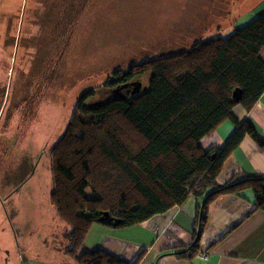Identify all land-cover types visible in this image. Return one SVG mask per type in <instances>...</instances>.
Wrapping results in <instances>:
<instances>
[{
	"label": "trees",
	"instance_id": "trees-1",
	"mask_svg": "<svg viewBox=\"0 0 264 264\" xmlns=\"http://www.w3.org/2000/svg\"><path fill=\"white\" fill-rule=\"evenodd\" d=\"M264 13L227 38L193 42L177 52L116 70L107 87L120 88L147 76L136 95L119 91L89 105L81 94L59 138L48 147L49 203L69 228L64 255L75 264H137L84 246L91 225L126 229L211 190L197 207L192 243L172 252L187 261L199 252L208 209L220 196L249 192L254 211L264 213V176L235 174L222 187L216 179L245 137L263 152L264 140L232 110H250L264 93ZM127 89V88H126ZM240 90L238 103L233 92ZM234 130L222 148L200 141L224 121ZM108 213L112 221L102 220Z\"/></svg>",
	"mask_w": 264,
	"mask_h": 264
},
{
	"label": "rangeland",
	"instance_id": "rangeland-1",
	"mask_svg": "<svg viewBox=\"0 0 264 264\" xmlns=\"http://www.w3.org/2000/svg\"><path fill=\"white\" fill-rule=\"evenodd\" d=\"M249 1L23 0L16 32L9 34V28L0 35V110L48 113L49 147L63 133L81 94L93 91L87 105L108 100L113 92L106 85L116 70L196 41L229 37L232 20ZM249 22L239 19L237 26ZM147 80L133 82L142 90ZM16 139L14 131L8 140ZM43 153L44 147L32 168L16 178L9 173L13 166L0 163V264H59L63 258L57 240L69 228L53 215Z\"/></svg>",
	"mask_w": 264,
	"mask_h": 264
},
{
	"label": "crops",
	"instance_id": "crops-1",
	"mask_svg": "<svg viewBox=\"0 0 264 264\" xmlns=\"http://www.w3.org/2000/svg\"><path fill=\"white\" fill-rule=\"evenodd\" d=\"M22 1L0 0V35L7 34L9 28V34L16 32L17 10ZM246 8L243 14L232 20L229 27L233 31L242 28L237 26L239 19L251 22L264 13V0H251ZM259 57L264 62V48ZM1 105L0 97V109ZM232 113L239 122L250 124L264 140V93L250 110L238 105ZM49 122V115L44 110H37L36 113L35 110H0V131L4 130L0 135L4 136L0 140V163L4 162L6 167L13 166L9 173L14 178L32 168L38 151L44 147L45 168L51 180L47 148L49 136L44 134L49 130ZM233 130V124L224 121L212 134L201 139V148L205 151L222 148ZM14 131L17 139L12 143L8 139L13 137ZM235 174L264 176V152L249 137H245L224 162L216 179L217 187L224 186ZM47 187L49 199V182ZM210 191L199 197L190 196L181 206H175L130 228L114 229L95 223L85 237L84 246L89 250H103L128 263L140 255L137 264H264V213L254 211L249 192L243 193L242 197L220 196L210 205L199 242V252L205 253L206 259L197 255L187 261L172 253L185 250L192 243L197 207ZM57 242H60L59 251L63 257L59 264H72L64 255L67 242L63 238Z\"/></svg>",
	"mask_w": 264,
	"mask_h": 264
},
{
	"label": "water",
	"instance_id": "water-1",
	"mask_svg": "<svg viewBox=\"0 0 264 264\" xmlns=\"http://www.w3.org/2000/svg\"><path fill=\"white\" fill-rule=\"evenodd\" d=\"M129 87L131 88L129 92L132 95L138 94L141 90V84L139 82H131L130 84H124L120 88H116L114 90V93H116L120 89H126ZM240 94H241V92L238 89L233 92V100L235 103H238L239 98H240ZM102 220L112 221L113 219L109 217L108 213L104 212V213H102Z\"/></svg>",
	"mask_w": 264,
	"mask_h": 264
},
{
	"label": "flooded vegetation",
	"instance_id": "flooded-vegetation-1",
	"mask_svg": "<svg viewBox=\"0 0 264 264\" xmlns=\"http://www.w3.org/2000/svg\"><path fill=\"white\" fill-rule=\"evenodd\" d=\"M121 92H123L124 94H129L128 92H129V89L127 88V89H122V90H120ZM112 92L114 93V89H112Z\"/></svg>",
	"mask_w": 264,
	"mask_h": 264
},
{
	"label": "built area",
	"instance_id": "built-area-1",
	"mask_svg": "<svg viewBox=\"0 0 264 264\" xmlns=\"http://www.w3.org/2000/svg\"><path fill=\"white\" fill-rule=\"evenodd\" d=\"M198 256L202 259H206V254L205 253H199Z\"/></svg>",
	"mask_w": 264,
	"mask_h": 264
}]
</instances>
